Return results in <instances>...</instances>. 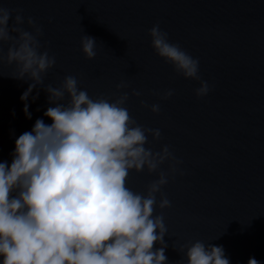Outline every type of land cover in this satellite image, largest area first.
Masks as SVG:
<instances>
[{"label": "water", "instance_id": "95a60500", "mask_svg": "<svg viewBox=\"0 0 264 264\" xmlns=\"http://www.w3.org/2000/svg\"><path fill=\"white\" fill-rule=\"evenodd\" d=\"M0 6L41 26V44L56 57L45 84L58 86L71 74L93 97L128 92L130 116L161 131L158 141L148 137V146L167 145L182 161L162 189L171 207L155 210L167 227L169 264H186L179 249L196 240L222 245L230 264L250 257L264 264V0H0ZM157 23L199 60L207 96L197 98L199 81L156 54L148 32ZM84 35L96 40L94 59L81 51ZM7 49L0 44V56ZM14 71L0 63V162L9 164L16 138L49 107L38 87L32 95L39 91V98H29L32 118H25L20 97L31 82L11 78ZM121 82L128 87L118 90ZM169 89L173 96L162 99ZM153 103L159 114L150 111ZM159 171L168 173L169 163ZM157 178L158 172L133 171L128 186L146 193Z\"/></svg>", "mask_w": 264, "mask_h": 264}, {"label": "clouds", "instance_id": "9594fccd", "mask_svg": "<svg viewBox=\"0 0 264 264\" xmlns=\"http://www.w3.org/2000/svg\"><path fill=\"white\" fill-rule=\"evenodd\" d=\"M42 35L32 17L0 6V44L8 45L0 63L15 66L11 78L31 82L20 97L25 118H32L29 98H39L34 89L44 88L49 105L31 130L16 138L10 164L0 162V264H169L167 227L155 210L171 207L162 189L182 161L167 145L159 151L148 146V137L158 141L161 131L130 116L128 92L115 99L93 97L71 74L58 86L45 84L56 57L42 46ZM148 35L160 58L185 79L199 81L196 97L207 96L210 85L199 76V60L170 42L158 23ZM96 45L94 37H82L87 59L95 58ZM173 94L169 89L161 98ZM150 111L159 114L160 104L153 103ZM165 162L168 173L159 171ZM145 169L158 172V178L146 193L133 191L130 174ZM179 251L186 264H230L222 245L196 240ZM247 264L261 262L250 257Z\"/></svg>", "mask_w": 264, "mask_h": 264}]
</instances>
